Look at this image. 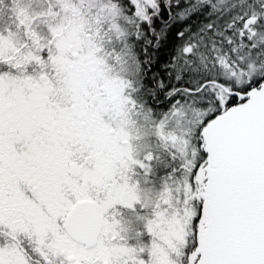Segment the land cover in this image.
Here are the masks:
<instances>
[{"label":"snow or ice","instance_id":"1","mask_svg":"<svg viewBox=\"0 0 264 264\" xmlns=\"http://www.w3.org/2000/svg\"><path fill=\"white\" fill-rule=\"evenodd\" d=\"M0 264H264V0H0Z\"/></svg>","mask_w":264,"mask_h":264}]
</instances>
